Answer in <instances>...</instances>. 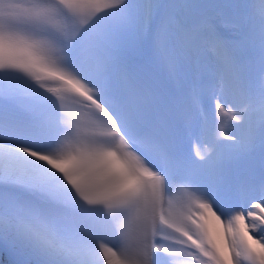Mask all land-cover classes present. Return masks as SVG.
<instances>
[{
	"label": "snow or ice",
	"instance_id": "1",
	"mask_svg": "<svg viewBox=\"0 0 264 264\" xmlns=\"http://www.w3.org/2000/svg\"><path fill=\"white\" fill-rule=\"evenodd\" d=\"M0 264H264V0H0Z\"/></svg>",
	"mask_w": 264,
	"mask_h": 264
}]
</instances>
